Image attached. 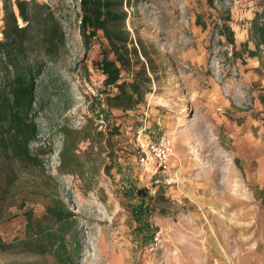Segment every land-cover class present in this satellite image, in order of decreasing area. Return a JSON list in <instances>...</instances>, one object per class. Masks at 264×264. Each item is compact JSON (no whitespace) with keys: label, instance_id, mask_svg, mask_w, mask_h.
<instances>
[{"label":"rangeland","instance_id":"374dc122","mask_svg":"<svg viewBox=\"0 0 264 264\" xmlns=\"http://www.w3.org/2000/svg\"><path fill=\"white\" fill-rule=\"evenodd\" d=\"M42 1L66 32L37 79L32 147L45 174L30 178L3 236H24V210L41 216L60 198L78 217L77 264H264V45L250 53L264 0H131L126 26L156 73L127 112L102 98L95 61L106 40L86 43L78 0ZM2 18L0 0V39ZM152 144L168 146L167 170L156 171L153 151L139 162ZM31 263L60 264L19 247L0 253V264Z\"/></svg>","mask_w":264,"mask_h":264},{"label":"trees","instance_id":"16d2710c","mask_svg":"<svg viewBox=\"0 0 264 264\" xmlns=\"http://www.w3.org/2000/svg\"><path fill=\"white\" fill-rule=\"evenodd\" d=\"M212 2V0H210ZM3 26L0 39V226L10 222L13 207L22 209L36 170L44 173L43 158L34 151L39 126L36 120L37 79L47 62L55 61L66 45V32L56 7L42 0H2ZM79 27L89 44L100 33L101 58L95 61L104 76L101 95L109 111L140 108L152 91L151 75L156 73L145 50L140 53L126 26L131 0H78ZM264 13V9H263ZM233 37V31L229 28ZM251 37L257 50L264 45V26L253 23ZM233 39V38H232ZM141 49V48H140ZM238 53V52H237ZM130 77V78H128ZM113 90L115 92H113ZM119 125L111 128L117 133ZM65 130V129H64ZM67 131V130H66ZM101 133V132H99ZM69 146L64 149L65 157ZM146 198L144 188L136 191ZM24 236L8 241L0 231V253L22 248L30 254H51L60 264H77L80 253L78 217L60 198L46 204L45 213L36 216L24 210ZM142 209L135 217L144 220ZM35 264V263H31Z\"/></svg>","mask_w":264,"mask_h":264},{"label":"built area","instance_id":"2783aa9c","mask_svg":"<svg viewBox=\"0 0 264 264\" xmlns=\"http://www.w3.org/2000/svg\"><path fill=\"white\" fill-rule=\"evenodd\" d=\"M147 150H142L139 154L138 160L141 164L148 163L150 159V152L153 151V160L157 164L156 171L162 170L165 171L168 169L169 162V148L165 144H161V146L151 145V149L149 145L147 146Z\"/></svg>","mask_w":264,"mask_h":264}]
</instances>
